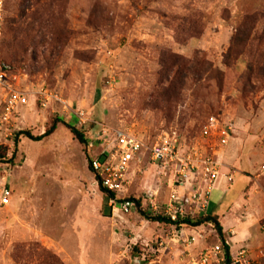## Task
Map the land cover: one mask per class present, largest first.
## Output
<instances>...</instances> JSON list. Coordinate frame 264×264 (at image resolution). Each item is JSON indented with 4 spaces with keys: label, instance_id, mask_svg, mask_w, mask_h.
I'll return each instance as SVG.
<instances>
[{
    "label": "rangeland",
    "instance_id": "374dc122",
    "mask_svg": "<svg viewBox=\"0 0 264 264\" xmlns=\"http://www.w3.org/2000/svg\"><path fill=\"white\" fill-rule=\"evenodd\" d=\"M256 14L264 0H64L43 42L35 37L19 61L3 53L9 86L29 102L6 118L9 87H0V264H227L225 246L233 264H264V41L234 45ZM13 39L6 22L3 43ZM197 58L205 66L197 75L180 65ZM167 80H175L169 105L159 96ZM57 117L64 123L50 137L20 135L14 152L20 133L39 137ZM210 117L220 129L207 137ZM69 126L88 131V146ZM101 127L146 146L177 135L185 153L218 159L223 176L209 214L219 216L225 242L209 224L142 215L158 216L148 197L162 206L172 184L147 156L118 194L141 210L114 212L89 168L103 148Z\"/></svg>",
    "mask_w": 264,
    "mask_h": 264
},
{
    "label": "built area",
    "instance_id": "2783aa9c",
    "mask_svg": "<svg viewBox=\"0 0 264 264\" xmlns=\"http://www.w3.org/2000/svg\"><path fill=\"white\" fill-rule=\"evenodd\" d=\"M5 3L6 0H0V87H9L6 108V118H8L16 107L25 106L29 101L25 93L9 86L12 67L1 61V41L6 17ZM43 94L47 99L52 97L51 94ZM45 102L43 106H46ZM80 118V122H83L82 117ZM219 129L220 121L215 117H210L204 126L203 135L210 137L218 133ZM101 130L103 131L102 136L109 138H102L101 136L99 139L103 148L92 158L91 167L97 185H101L108 194L115 195L109 200L110 207L114 212L128 213L138 208L136 200L121 198L118 194L126 186L127 174L132 164L143 155L144 157L147 156L149 162L160 168L165 177L170 176L172 183L169 197L162 206H159L154 196L148 197L154 212L167 218L172 226L175 222L187 217L194 219L197 214L204 216L209 214L212 205L211 195L223 176L220 171L222 164L218 159L204 158L202 155L198 156L197 153H185L177 135L167 136L151 146H146L140 138L130 131H111L105 127H101ZM220 141L222 144L227 143L224 136H221ZM89 148L93 149L94 143H90ZM226 178L228 182L233 181L230 176ZM11 196L12 192L8 188H4L2 190V203L7 204ZM221 251V247L216 248L217 253Z\"/></svg>",
    "mask_w": 264,
    "mask_h": 264
},
{
    "label": "trees",
    "instance_id": "16d2710c",
    "mask_svg": "<svg viewBox=\"0 0 264 264\" xmlns=\"http://www.w3.org/2000/svg\"><path fill=\"white\" fill-rule=\"evenodd\" d=\"M64 0H6L5 3V23L3 28V37L6 28L7 22V29L11 32L14 36L13 43L9 46L3 43V37L1 41V61L11 65L3 56L4 55L9 60H20L21 54L28 53L29 46H34L36 43H33L34 38H38L41 42L46 39V35L49 33L50 29L52 28L53 22L60 18L59 15L56 16L57 10L59 11L60 8H63ZM13 6L15 8V17L7 18V12L9 7ZM246 31L244 33H240L234 39V45L238 49H254L256 43H262L264 41V14H256L246 17ZM11 50V53L7 52V49ZM53 49V47H52ZM6 50V52H5ZM4 51V52H3ZM231 55V53H230ZM25 60V59H24ZM259 62H262L261 60ZM181 67H184L187 71H191V75H197L202 67L205 68L204 64L201 62L199 58H197L194 62H187V63H180ZM12 67V66H11ZM180 69V68H179ZM178 69V70H179ZM264 70V68H263ZM13 72V68H12ZM167 82V83H166ZM165 83L170 86V88L164 89L160 91V98L163 99L165 105H169V100L174 97V90H175V80H167ZM167 85V86H168ZM167 109V108H166ZM59 123H64V120L61 118H55L51 121L49 127L46 128L45 132L39 136L34 137L31 132L26 131L22 132L18 135L15 139V148L14 152L18 151V142L19 136L25 135L27 138L32 139L34 141H42L45 138L50 137L58 127ZM71 132L76 137V139L80 142L83 146H88V131L82 129H78L74 126H69ZM94 127L91 125V128ZM5 158V156H3ZM91 161L89 159V168L93 172L91 167ZM99 190L103 193L104 196L108 200L115 197L114 194H108L106 190L99 185ZM136 200L138 208L137 210H141V202L137 199ZM142 215H144L148 220L152 219L154 222H161L169 224V220L164 216H160L158 214L157 217L151 218L147 212L140 211ZM209 224L214 227L216 232L218 233L220 239L225 242V235L223 226L220 223V218L215 213L208 214L206 216L197 214L194 219L187 217L185 219L179 220L175 222L173 225L177 227H187V228H198L202 225ZM226 248V263L233 264V258L231 256L229 246H225Z\"/></svg>",
    "mask_w": 264,
    "mask_h": 264
}]
</instances>
